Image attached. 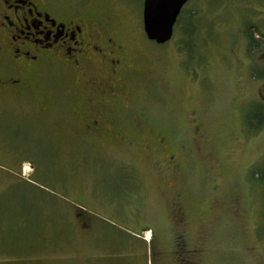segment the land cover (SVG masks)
<instances>
[{
	"label": "rangeland",
	"instance_id": "374dc122",
	"mask_svg": "<svg viewBox=\"0 0 264 264\" xmlns=\"http://www.w3.org/2000/svg\"><path fill=\"white\" fill-rule=\"evenodd\" d=\"M144 1L57 0L111 21L121 64L111 72L98 54L41 69L24 96L0 89V264H175L174 201L200 264H264L263 192L249 177L264 130L243 125L264 83L250 76L242 34L243 22L264 25V0L188 2L185 18L200 11L206 30L187 70L181 25L164 45L148 41ZM114 75L125 79L121 103L144 109L141 124L120 114L103 131L84 129L85 85Z\"/></svg>",
	"mask_w": 264,
	"mask_h": 264
},
{
	"label": "flooded vegetation",
	"instance_id": "af4514ba",
	"mask_svg": "<svg viewBox=\"0 0 264 264\" xmlns=\"http://www.w3.org/2000/svg\"><path fill=\"white\" fill-rule=\"evenodd\" d=\"M66 8L57 0H0V89L15 97L24 96L31 89L32 75L41 69L78 68L81 61L98 54L106 58L105 66L111 72L116 71L122 52L113 40L111 21H99L96 13ZM104 51H109V55ZM124 82V77L114 75L97 88L92 83L85 85L83 99L77 103L78 120L84 129L103 131L105 126L115 124L120 114L131 125L141 124L138 120L144 109L135 108V101L122 104L119 99L126 92ZM128 103L131 106L127 107ZM197 132L198 127L193 130L195 135ZM178 168L174 165L171 170ZM174 202L178 209L171 217L170 260L175 264H200L202 250L198 245L187 248L183 208Z\"/></svg>",
	"mask_w": 264,
	"mask_h": 264
},
{
	"label": "trees",
	"instance_id": "16d2710c",
	"mask_svg": "<svg viewBox=\"0 0 264 264\" xmlns=\"http://www.w3.org/2000/svg\"><path fill=\"white\" fill-rule=\"evenodd\" d=\"M194 0H190L192 2ZM185 9L183 8L180 16L175 25V29H178L181 25V31L183 36V41H181L180 49L185 52L186 60L184 63V67L187 70L188 66L194 63V56L198 55L199 49L202 45H205L204 34H202V29L206 25L196 20V18L200 15V11H195L187 15L185 18L184 14ZM200 17V16H199ZM264 25L261 27L251 26V24L247 22H243L242 34L246 43V55L249 57L251 61V66L249 69L250 76L252 80L264 83V67H258L259 63L256 62V57L258 55L264 54ZM207 31H209L207 29ZM207 34V33H206ZM189 59L191 62H188ZM261 62H264V60ZM196 64V63H195ZM198 65V64H196ZM243 125L244 129L249 134H257L264 130V101H254L249 104L246 112L243 115ZM250 180L255 184L262 188L263 192V213L262 219L263 224L258 229V237L264 244V158L254 165L249 171Z\"/></svg>",
	"mask_w": 264,
	"mask_h": 264
},
{
	"label": "water",
	"instance_id": "95a60500",
	"mask_svg": "<svg viewBox=\"0 0 264 264\" xmlns=\"http://www.w3.org/2000/svg\"><path fill=\"white\" fill-rule=\"evenodd\" d=\"M190 0H145L142 11L143 31L148 41L168 43L182 9Z\"/></svg>",
	"mask_w": 264,
	"mask_h": 264
},
{
	"label": "bare ground",
	"instance_id": "6f19581e",
	"mask_svg": "<svg viewBox=\"0 0 264 264\" xmlns=\"http://www.w3.org/2000/svg\"><path fill=\"white\" fill-rule=\"evenodd\" d=\"M147 237H149V233H146Z\"/></svg>",
	"mask_w": 264,
	"mask_h": 264
}]
</instances>
